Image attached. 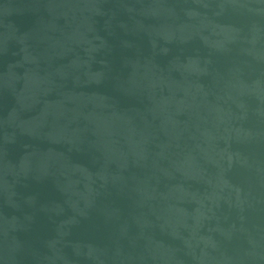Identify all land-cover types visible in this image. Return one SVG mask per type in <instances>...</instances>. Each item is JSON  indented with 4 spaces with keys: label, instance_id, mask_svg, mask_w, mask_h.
<instances>
[{
    "label": "water",
    "instance_id": "1",
    "mask_svg": "<svg viewBox=\"0 0 264 264\" xmlns=\"http://www.w3.org/2000/svg\"><path fill=\"white\" fill-rule=\"evenodd\" d=\"M0 264H264V0H0Z\"/></svg>",
    "mask_w": 264,
    "mask_h": 264
}]
</instances>
